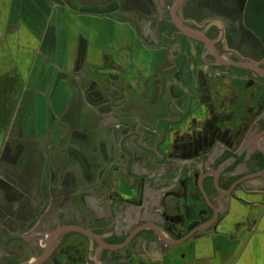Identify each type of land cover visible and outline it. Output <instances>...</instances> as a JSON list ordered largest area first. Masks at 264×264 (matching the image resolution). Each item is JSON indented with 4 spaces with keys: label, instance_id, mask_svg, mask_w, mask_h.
Returning <instances> with one entry per match:
<instances>
[{
    "label": "flooded vegetation",
    "instance_id": "obj_1",
    "mask_svg": "<svg viewBox=\"0 0 264 264\" xmlns=\"http://www.w3.org/2000/svg\"><path fill=\"white\" fill-rule=\"evenodd\" d=\"M206 1V37L196 32L206 39L200 43L206 46V63L197 71L189 64L172 74L157 75L154 88L142 95L149 99H144L138 121L107 128L112 144H94L91 137L71 129L72 136L64 144L67 159L60 170L46 171L45 192L31 187L24 193L27 200L13 214L5 216L0 211V264L122 261L131 250L142 247L136 239L146 235L147 229L141 217H123L130 206L161 221L149 229L152 233L172 235L182 243L204 223L209 148L220 139L236 156L245 133L264 112L262 106L250 105L251 89L258 83L264 86L259 78L263 74L252 63L264 61V54L258 58L252 49H242L246 36L256 40L264 0ZM178 2L174 12L184 0L173 5ZM151 112L154 116L149 121ZM227 126L236 129L232 142L226 138L231 134L224 129ZM94 129L90 130L96 134ZM233 161L232 172L239 165ZM71 165L76 169L65 168ZM24 178L19 176L12 188L14 201L22 197ZM32 179L40 181L41 175ZM230 185L238 184L233 180ZM151 190L159 198L154 207L145 199ZM166 199L172 200L173 215L165 207ZM30 206L34 210L29 212L25 208ZM42 223L51 226L52 234H45Z\"/></svg>",
    "mask_w": 264,
    "mask_h": 264
},
{
    "label": "crops",
    "instance_id": "obj_2",
    "mask_svg": "<svg viewBox=\"0 0 264 264\" xmlns=\"http://www.w3.org/2000/svg\"><path fill=\"white\" fill-rule=\"evenodd\" d=\"M147 1L0 0V211L3 215L9 216L20 208L27 200L24 193L29 188L38 187L45 192L46 171L58 170L61 162L67 159L64 144L71 137V129L91 137L94 144H112L107 128L113 127L114 121L95 120L99 111L94 108L96 106L84 105L82 98L86 92L93 93L91 88L98 81L91 72L110 57L114 34L118 33L120 38L123 32L131 29L124 19L127 24L116 21L114 12H132L136 7L138 12H151ZM171 9L169 20L176 33L188 38L180 33L174 20L196 34L178 20L177 12L173 19ZM260 21L256 40L251 44L258 58L264 54V19ZM126 35L129 39L128 33ZM245 42L243 50L249 48ZM125 46L129 49L130 45L125 43L120 49ZM125 57L128 56L122 60H129ZM262 59L252 64L263 74L259 78L264 79ZM111 91L110 106L116 102L115 92L119 96L114 87ZM251 92L250 105L264 108V86L258 83ZM128 94L124 95L123 100H127L122 104L123 110L135 102L128 100ZM78 97L81 99L77 100ZM138 103L140 108L145 106L140 100ZM69 112H91L92 118L84 115L76 119L75 116V120L67 121L65 115ZM263 119L264 112L257 119L259 123L245 133L246 140L236 156L221 145L220 139L209 148L205 162L208 213L204 223L195 227L188 240L182 243L172 235L152 233L149 229L161 221L155 215L137 212L130 206L123 217L133 214L141 217L146 223V235L136 239L143 244L139 250H131L134 252L122 261L114 259L113 264H264ZM93 128L96 134L90 130ZM224 129L231 130L226 138L234 141L236 136L232 132L236 129L231 126ZM234 159L239 165L232 172ZM65 168L76 169L75 165ZM22 174L26 177L21 186L22 197L14 201L12 188ZM34 175H41V180H33ZM233 180L238 184L235 188L230 185ZM7 193L9 199L4 197ZM148 193L146 204L157 206L158 196L152 190ZM164 204L173 215L172 200L166 199ZM33 208L25 209L30 212ZM40 208L43 210L44 206ZM214 214L218 215L217 219ZM42 226L46 235L51 233L49 224L42 223ZM2 232L0 226V246Z\"/></svg>",
    "mask_w": 264,
    "mask_h": 264
},
{
    "label": "rangeland",
    "instance_id": "obj_3",
    "mask_svg": "<svg viewBox=\"0 0 264 264\" xmlns=\"http://www.w3.org/2000/svg\"><path fill=\"white\" fill-rule=\"evenodd\" d=\"M176 1L149 0L147 1L148 8H151L152 12H138L137 7L134 8L135 10L131 8L132 12H114L116 21L120 23L129 22L131 29L128 32H123V36L120 38L118 33L114 34L116 35L115 41L110 44L114 47L109 48L110 57L106 61H101L99 67L91 72L98 82H94L91 88L93 93H84L82 99L84 105L88 103L96 106L94 108L99 112L96 114L95 120L104 118L109 121H116L115 124L138 121V116L142 111L138 102L140 100L142 103L145 101L144 99H149V96L142 95L154 88L157 75L172 74V72H176V69H185L189 64H194L196 68L194 71H197L206 63V46L178 35L177 30L170 23L168 11ZM206 2V0H184L177 11L178 20L181 23L195 32L203 33L205 37ZM246 38L249 41L245 42L249 47L247 50H251V44L254 43L249 37L246 36ZM125 43L130 45L128 46L129 49L127 46L120 49ZM124 56H128L125 58H129V60H122ZM112 78L114 79L111 81ZM88 83L90 84L91 81L89 80ZM112 83L115 84L114 88L118 90L117 93L120 97L124 96L126 92L128 94V90H131L128 94V100L135 102L130 103L129 107H124L123 110L122 104L127 99L118 100L117 98L114 100L116 102L111 103L110 106L108 100H110L109 97L112 93V88H110ZM80 99L77 98V100ZM91 114V112H86V114L69 112L65 116L67 121H73L75 116L76 119L84 115L92 118ZM147 116V120L152 121L154 113H147Z\"/></svg>",
    "mask_w": 264,
    "mask_h": 264
},
{
    "label": "water",
    "instance_id": "obj_4",
    "mask_svg": "<svg viewBox=\"0 0 264 264\" xmlns=\"http://www.w3.org/2000/svg\"><path fill=\"white\" fill-rule=\"evenodd\" d=\"M178 4H179V2L175 5H173V10H172V12H170L173 19H174V15H175L174 10H175V8H177L176 5H178ZM174 23L176 24L177 28L180 30V33H182L186 37L191 38V39H193L197 42H200V43L201 42L206 43V39H204L203 37L199 36L198 34H194L192 32H189L188 30L183 28L181 25H179L175 20H174Z\"/></svg>",
    "mask_w": 264,
    "mask_h": 264
}]
</instances>
